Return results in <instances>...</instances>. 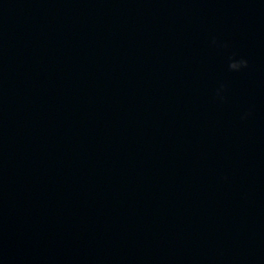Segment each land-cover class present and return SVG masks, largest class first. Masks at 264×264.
I'll return each mask as SVG.
<instances>
[{
	"label": "water",
	"instance_id": "water-1",
	"mask_svg": "<svg viewBox=\"0 0 264 264\" xmlns=\"http://www.w3.org/2000/svg\"><path fill=\"white\" fill-rule=\"evenodd\" d=\"M0 264H264V0H0Z\"/></svg>",
	"mask_w": 264,
	"mask_h": 264
}]
</instances>
